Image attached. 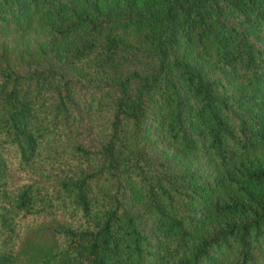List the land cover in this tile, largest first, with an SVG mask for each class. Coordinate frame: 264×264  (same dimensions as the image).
<instances>
[{"label": "trees", "instance_id": "trees-1", "mask_svg": "<svg viewBox=\"0 0 264 264\" xmlns=\"http://www.w3.org/2000/svg\"><path fill=\"white\" fill-rule=\"evenodd\" d=\"M37 13L39 62L0 56V264H264V0H0V30ZM141 124L196 161L180 183Z\"/></svg>", "mask_w": 264, "mask_h": 264}, {"label": "rangeland", "instance_id": "rangeland-1", "mask_svg": "<svg viewBox=\"0 0 264 264\" xmlns=\"http://www.w3.org/2000/svg\"><path fill=\"white\" fill-rule=\"evenodd\" d=\"M111 0H103L104 4H109ZM82 8V5L79 7ZM40 13L33 16L32 32L21 39L16 34H5L0 30V56L4 57L6 62L14 69L24 68L28 65H33L39 62L41 56L46 49V38L44 34L39 30L37 26L39 23ZM144 26L139 24H130L129 26H114L108 29L113 34H118L128 41H134L144 30ZM225 87L227 91L235 90L238 86L237 82L230 77H224ZM97 120L92 115H87L83 118L82 124L87 128L83 135H88L90 129H95L99 125ZM86 124V125H85ZM145 124L139 125V127L132 128L129 136V143L132 149H140L145 152L146 155L152 160L159 168L158 172L161 174H167L170 178L175 179L177 183L182 180L180 176L186 174L191 166H194V159H187L178 151L175 144L163 140L158 137L155 131L147 130ZM249 160H257L264 162V146L258 148L256 151L247 154ZM178 178V179H177ZM229 195L235 196L236 192L233 189L226 190ZM222 193L221 191L217 194ZM182 198V197H181ZM177 202L176 206L183 209H189L191 205L187 200L183 198ZM196 233H201L198 231ZM40 235L50 237L49 231H41Z\"/></svg>", "mask_w": 264, "mask_h": 264}]
</instances>
